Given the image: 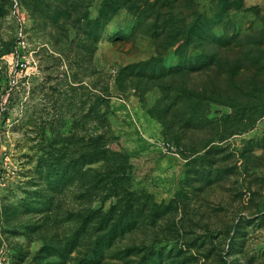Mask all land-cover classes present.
I'll return each instance as SVG.
<instances>
[{"label": "rangeland", "instance_id": "rangeland-1", "mask_svg": "<svg viewBox=\"0 0 264 264\" xmlns=\"http://www.w3.org/2000/svg\"><path fill=\"white\" fill-rule=\"evenodd\" d=\"M0 260L264 264V0H0Z\"/></svg>", "mask_w": 264, "mask_h": 264}, {"label": "built area", "instance_id": "built-area-1", "mask_svg": "<svg viewBox=\"0 0 264 264\" xmlns=\"http://www.w3.org/2000/svg\"><path fill=\"white\" fill-rule=\"evenodd\" d=\"M17 22H18L17 37H16L17 40H16V45H15V49L13 53L15 57L14 74L20 75V74H23L24 69L26 68V63L24 61V51L27 47V38H26V32H25L23 19L18 18ZM0 264H2L1 260H0Z\"/></svg>", "mask_w": 264, "mask_h": 264}, {"label": "trees", "instance_id": "trees-1", "mask_svg": "<svg viewBox=\"0 0 264 264\" xmlns=\"http://www.w3.org/2000/svg\"><path fill=\"white\" fill-rule=\"evenodd\" d=\"M35 0H31V2H34ZM25 5L27 6V8L29 7H32V5H30V4H27V3H25Z\"/></svg>", "mask_w": 264, "mask_h": 264}]
</instances>
